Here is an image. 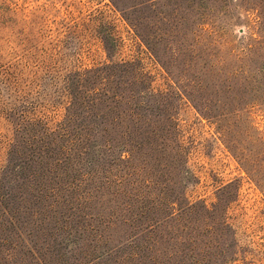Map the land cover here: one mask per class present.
Masks as SVG:
<instances>
[{"label": "rangeland", "instance_id": "374dc122", "mask_svg": "<svg viewBox=\"0 0 264 264\" xmlns=\"http://www.w3.org/2000/svg\"><path fill=\"white\" fill-rule=\"evenodd\" d=\"M262 40L264 0H0V175L7 173L16 123L54 126L65 112L66 78L105 67L98 88L171 96L175 133L167 140L179 144L180 155L171 182L156 188L170 189L195 210L174 211L178 222L155 228L150 247L157 264H191L165 258L185 245L208 254L197 264H264V94L243 95L250 102L220 123L200 116L182 95L193 91L213 107L232 108L240 93L220 90H264L257 73L263 60L247 54ZM124 63L133 67H115ZM237 67L247 78L227 83ZM25 207L36 212V205ZM20 222L21 233L6 223L0 230L14 246L9 264L83 263L81 243L57 244L52 218L40 222L25 212ZM109 233V248L128 238L120 227Z\"/></svg>", "mask_w": 264, "mask_h": 264}, {"label": "trees", "instance_id": "16d2710c", "mask_svg": "<svg viewBox=\"0 0 264 264\" xmlns=\"http://www.w3.org/2000/svg\"><path fill=\"white\" fill-rule=\"evenodd\" d=\"M250 48L247 54L263 60L257 73L264 85V40L253 42ZM115 67L132 68L133 63ZM105 69L66 78L67 104L62 120L54 126L39 121L16 123L14 143L2 170L7 173L0 175V230L6 223L10 231L21 233V216L29 212L40 222L53 219L58 245L81 243V264L112 255L113 264H157L150 247L155 228L172 218L178 222L174 211L181 215L195 210L182 204L170 189L156 188L162 180L171 182L170 173L177 168L174 163L180 155L179 144L167 140L175 133L168 113L171 96L151 90L98 88ZM227 78L229 83L247 77L237 67ZM227 89L220 91L240 93L232 108L213 107L208 97L199 99L193 91L182 90V95L200 116L220 123L231 109L240 112L250 102L243 95L264 94V90ZM149 116L159 120H148ZM9 185L17 188L15 193ZM152 190L156 195L150 196ZM10 201L17 202L15 209L9 208ZM29 204L36 205V212L26 209ZM95 204L98 208L91 212L89 206ZM117 227L128 238L109 248V232ZM10 243L9 237L0 234L2 264L15 257ZM122 245L127 252L120 249ZM183 249L165 258L197 264L208 255L195 253L193 246Z\"/></svg>", "mask_w": 264, "mask_h": 264}]
</instances>
